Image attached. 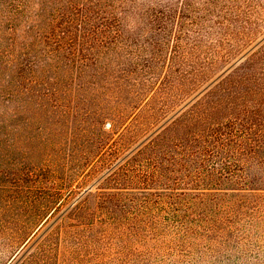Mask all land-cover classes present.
<instances>
[{
  "label": "trees",
  "instance_id": "1",
  "mask_svg": "<svg viewBox=\"0 0 264 264\" xmlns=\"http://www.w3.org/2000/svg\"><path fill=\"white\" fill-rule=\"evenodd\" d=\"M262 25L264 0H181L176 8L152 0H0V127L18 108L40 110L47 96L58 108L60 87L74 90L70 121L87 120L86 95L100 90L93 106L115 126L93 152L79 151L74 172L35 165L9 181L14 193L0 187V207L19 215L0 221V253L19 246L8 264H50L54 235L72 262L84 256L102 264V255L108 264H264V155L255 153L264 148V99L242 95L227 117L195 131L166 125L127 154L115 143L143 106L182 102ZM201 39L221 42L218 58L154 59L156 42ZM184 64L188 81L165 75ZM155 68L162 74L155 77ZM105 151L103 171L88 183L84 176ZM49 218L61 221L57 230L46 233L49 225L28 245Z\"/></svg>",
  "mask_w": 264,
  "mask_h": 264
},
{
  "label": "rangeland",
  "instance_id": "2",
  "mask_svg": "<svg viewBox=\"0 0 264 264\" xmlns=\"http://www.w3.org/2000/svg\"><path fill=\"white\" fill-rule=\"evenodd\" d=\"M136 1L139 3L147 2V0ZM152 1L158 7L168 2L173 8H176L181 0ZM192 1L195 4V0ZM201 23V21L198 22V27L200 28L203 27L200 25ZM210 24L212 25V30L218 28L216 23L210 22ZM258 30L254 41L244 42L243 51L229 62L227 66L214 70L210 74L212 78L208 82L200 83V87H196V89L194 87L192 90H186V95L182 94V99L184 98L182 102L180 98L174 100V102L168 100L166 105H162L161 102H158V99H155V101L151 100V102L143 106L128 124V132L116 138L115 143L118 146L121 144L123 146L120 148L122 155L134 150L145 137L153 135L163 127H166V125L173 127L177 122L181 123V125L184 123L181 126L182 128L195 131L205 122L207 123L215 119L223 120L229 114V106L237 102L242 95H245L242 99L245 101H263L264 94L260 95L259 87L264 86V25ZM213 41L204 42V39H201V42H156V44L161 45V50L153 53V56L159 62L170 59L178 62L182 61L181 63H202L218 58L221 42ZM174 46H179L180 49L176 48L177 50L173 51L171 48ZM126 48L127 50H131L132 46ZM147 53V51H142L140 54L145 56ZM244 54L245 56L241 57ZM154 70L155 77L159 76V74L161 75L163 72L160 68H155ZM177 71L174 72L171 69L168 73V70H164V73L171 77L177 74H184V77H189L187 81L193 76L187 64L182 65ZM63 76V74H58L59 81L61 79L65 80V76ZM184 77L183 80L186 79ZM253 91L256 94H249V92ZM73 92L74 90L68 91L66 88L62 87L61 89L60 87V90L56 93V97L59 98L58 103H60L57 106L58 108L52 107L51 98L47 96L40 110L18 108L11 116L8 126L5 128L0 127L2 130V133H0V187L9 188V195L14 193L12 184L9 185V181H12L15 176H19L25 168L47 164L51 166V169L58 176L74 172L79 158V151L83 149H87V152L95 150L96 141L99 139L105 141L110 130L115 127L110 126V119L109 117L107 118L106 114L100 113L93 106L100 98V90H90L86 95V98H90V102L92 103L87 120L85 122L70 121L69 115H67L66 104L68 103L66 101ZM179 102L181 103L179 104ZM180 108H182L181 111L179 110ZM81 111L78 106L74 110L76 115L81 114ZM177 115L179 116L175 121H172ZM7 131L9 132L8 136ZM122 138H126L127 141H124V139L122 141ZM106 153L107 151L102 153L99 158H96L97 160L94 162L95 168H91L89 175L84 176L88 183L93 178L99 176V172L103 171L102 168H104L105 161L108 158V154ZM251 153L253 151L246 152V154ZM255 153L264 155V148L257 150ZM97 185L101 186L103 184L99 182ZM12 216L19 215H13L12 209L8 208V210H4V207H0V221L11 220ZM49 222H51V218L37 230L28 245L31 242L42 239L39 236L49 227L51 224ZM60 222L59 220L50 225L52 228H48L46 233L50 229L56 231ZM57 245V237L54 235L52 238L53 249L52 254H50V264L96 263L95 259L84 256L80 257V261L72 262L67 254L64 252L60 254V250L62 251L63 249L62 244L60 243L59 250L57 249ZM17 249H19V246H16L12 253H0V264H8ZM100 259L102 260V264H108L105 260L107 257L101 255Z\"/></svg>",
  "mask_w": 264,
  "mask_h": 264
}]
</instances>
